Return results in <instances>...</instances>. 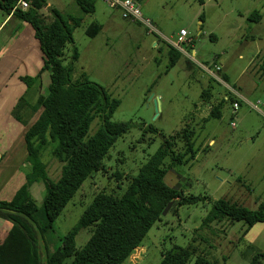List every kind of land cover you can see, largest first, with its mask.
<instances>
[{
	"label": "rangeland",
	"instance_id": "obj_1",
	"mask_svg": "<svg viewBox=\"0 0 264 264\" xmlns=\"http://www.w3.org/2000/svg\"><path fill=\"white\" fill-rule=\"evenodd\" d=\"M46 1L50 5L39 9L45 23L53 19V8L63 10V15L82 17L73 30V43L66 44L62 56L63 64L72 67V78L84 73L100 84L119 100L111 120L129 122L127 131L115 140L103 159L104 168L82 182L54 219L53 230L46 235L48 251L58 247L63 238L70 239L77 249L82 247L92 226L75 229V225L93 196L102 190L120 195L164 138L187 127L192 132L195 157L171 167L167 158L163 180L183 190V196L198 199L182 204L176 200L166 202L160 219L141 242L142 251L135 248L128 258L131 263L127 259L122 264H135V260H139L136 264H158L162 253L174 245L196 248V254L185 264H194L199 253L217 264H249L256 251H264V222L254 224L243 234V221L202 225V220L219 198L249 209H256L264 201V0H136L140 16L147 23L110 8L102 0H96L95 11L90 14H84L74 0ZM254 10L260 14L258 20L249 19ZM5 15L0 8V21ZM92 22L101 24L93 37L85 33ZM180 29L186 31L183 40ZM35 44L38 48L27 22L13 17L0 26L1 51L5 45L19 46V51L10 52L16 59L24 56L22 48L27 45L32 53ZM169 45L180 52L173 66L169 65ZM74 47L76 59L72 58ZM214 64L221 66L216 73L221 81L204 68L213 69ZM20 75L34 78L37 74ZM40 77L38 74L31 87L20 79L21 95H27L29 103L35 100L31 90L37 86L38 93L42 92ZM231 89L243 98L235 97ZM203 90L209 91L208 100L201 98ZM233 100L238 103L235 109ZM219 101L220 116L204 119ZM16 102L10 113L13 118ZM99 124V118H95L87 134ZM22 126L14 141L6 134L0 137V188L9 177H15L17 170L23 174L28 166L23 140L27 126ZM181 141L175 140L177 151L182 149ZM47 147L42 161L47 175L55 180L62 163ZM33 193L41 207L43 183L36 182ZM70 261L66 258L62 264ZM256 264H264V257Z\"/></svg>",
	"mask_w": 264,
	"mask_h": 264
},
{
	"label": "trees",
	"instance_id": "obj_2",
	"mask_svg": "<svg viewBox=\"0 0 264 264\" xmlns=\"http://www.w3.org/2000/svg\"><path fill=\"white\" fill-rule=\"evenodd\" d=\"M16 2L0 0V8L6 15L12 13L33 27L50 83L46 95L38 93L36 86L31 90L35 100L29 103L27 95H21L12 110L14 118L27 126L23 140L28 166L21 173L24 182L14 191L11 199H0V207L15 210V213L0 210V218L10 223L8 232L0 242V264H62L69 257V264H122L160 219L166 202L176 200L182 204L198 199L193 195L183 196V190L176 185L168 186L163 180L167 158L168 167L194 159L196 150L191 139L192 132L186 127L174 136L164 138L136 175L130 177L120 195L102 190L93 196L75 225V229L92 226L91 234L82 247L77 249L70 239L63 238L58 247L48 251L46 235L53 230L54 219L82 182L92 172L104 168L103 159L115 140L127 131L129 122L111 120L119 100L108 94L100 84L89 80L84 73L73 79L71 65L62 62L64 48L66 44L73 43V30L79 26L82 17L63 15L53 8V19L45 23L39 9L46 4V0H28V8L11 12ZM74 2L84 14L95 11L96 0ZM199 2L202 3V0ZM259 18L257 10L249 16L253 20ZM100 29L101 24L92 22L85 33L93 37ZM169 46V65L173 66L180 52ZM72 58H77L75 47ZM20 79L31 87L38 75ZM209 97V91L201 92L203 100ZM220 106V101L213 105L204 119L218 118ZM38 110L37 117L30 122ZM95 118H99L100 124L88 135L89 126ZM177 138L183 144L180 151L174 149ZM46 147L62 163L60 175L55 180L47 175L46 165L42 161V152ZM119 177L120 173H117L116 178ZM35 182L43 183L45 189L41 207L37 206L29 191ZM165 197L164 202L162 199ZM222 220L243 221L246 225L244 234L254 224L264 222V201L256 209H249L227 199H216L203 218L202 225ZM194 254L196 248L192 245H174L162 253L158 264H185ZM260 257H264V251H256L249 264H256ZM194 264L217 263L199 253L195 256Z\"/></svg>",
	"mask_w": 264,
	"mask_h": 264
},
{
	"label": "crops",
	"instance_id": "obj_3",
	"mask_svg": "<svg viewBox=\"0 0 264 264\" xmlns=\"http://www.w3.org/2000/svg\"><path fill=\"white\" fill-rule=\"evenodd\" d=\"M48 5H50V3L46 1L45 6ZM55 9H57L59 12L61 11L63 12V10H59L58 8ZM13 17L15 16L12 13H10L9 15H5V18H3L0 21V26L4 23V21L7 18L11 19ZM33 36L36 39L34 34V29H33ZM10 39H13V37H10ZM37 43H38V48L37 45L35 44L32 47L33 48L32 53H31V48L28 45L23 47L22 54L24 56H22L21 59H16L15 57L10 55V52H12L13 50L16 52L19 51L20 49L19 46L9 48L8 45H5L4 47H2V51L0 48V137L6 134L7 138H10L11 141H14L17 135L24 128L22 124L17 120H15L13 117H11L10 114L11 109L14 106L15 102L21 96L22 84L20 77L22 75L20 74L23 73H31L37 75L40 74L41 75L40 88H42L41 94L46 95L49 91L50 76H49V72L43 68V53L40 50L38 40ZM237 98H243V97L240 94V96ZM252 106L255 107L254 105ZM209 142H212V140H210ZM0 155H3L1 154V150H0ZM16 173L17 174L15 175L14 178L9 177V179L0 188V199L3 200L11 199L14 191L24 182L21 176V172L17 170ZM35 186H36V182L33 183L29 188L31 195L34 198L35 195L33 193V190ZM9 228H10V223L0 218V240L3 239V237L8 232ZM140 246L136 248L137 251H142L141 250L142 247ZM142 254L144 255V252H142ZM128 260L129 261L127 262L131 263L130 259ZM138 261L139 260H135V264Z\"/></svg>",
	"mask_w": 264,
	"mask_h": 264
},
{
	"label": "built area",
	"instance_id": "obj_4",
	"mask_svg": "<svg viewBox=\"0 0 264 264\" xmlns=\"http://www.w3.org/2000/svg\"><path fill=\"white\" fill-rule=\"evenodd\" d=\"M102 1L105 2L110 8L121 9L124 15L125 14L129 15L133 18H137L138 20L147 23V21H144L140 16L139 5L136 0H102ZM28 6H29L28 0H17V2L11 8V12L15 11L16 9L25 10L26 8H28ZM179 35L182 37L181 40H183V37L186 36V31L184 29H180ZM204 68L210 76L221 81L220 77L216 74L221 69V66L219 64H214L213 69H209L206 67ZM231 91L234 93L235 96L237 97L240 96V94L236 90L231 89ZM237 105H238L237 101L234 100L232 102L233 109L237 108ZM231 125L234 126L235 125L234 122H231Z\"/></svg>",
	"mask_w": 264,
	"mask_h": 264
},
{
	"label": "water",
	"instance_id": "obj_5",
	"mask_svg": "<svg viewBox=\"0 0 264 264\" xmlns=\"http://www.w3.org/2000/svg\"><path fill=\"white\" fill-rule=\"evenodd\" d=\"M156 102H157V101H156V99H155V100H154V103H155V105L157 106V103H156ZM0 210L5 211V212L15 213V210L10 209V208H7V207H0Z\"/></svg>",
	"mask_w": 264,
	"mask_h": 264
}]
</instances>
